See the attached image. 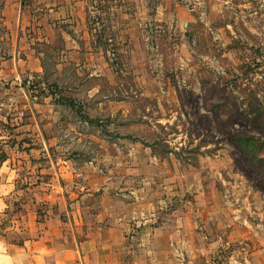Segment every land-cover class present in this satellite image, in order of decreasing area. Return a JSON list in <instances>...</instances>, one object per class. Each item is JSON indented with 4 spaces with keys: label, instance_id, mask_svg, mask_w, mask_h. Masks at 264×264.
<instances>
[{
    "label": "rangeland",
    "instance_id": "1",
    "mask_svg": "<svg viewBox=\"0 0 264 264\" xmlns=\"http://www.w3.org/2000/svg\"><path fill=\"white\" fill-rule=\"evenodd\" d=\"M92 3L96 44L24 43L42 58L29 72L0 0V149L17 182L0 234L36 235L34 216L119 176L156 215L187 214L203 260L264 264V0ZM145 162L153 181L127 173Z\"/></svg>",
    "mask_w": 264,
    "mask_h": 264
},
{
    "label": "crops",
    "instance_id": "2",
    "mask_svg": "<svg viewBox=\"0 0 264 264\" xmlns=\"http://www.w3.org/2000/svg\"><path fill=\"white\" fill-rule=\"evenodd\" d=\"M3 1V20L16 45L14 60L18 57L29 72L42 58L28 47L23 51L24 43H63L71 53H78L80 45H94L101 35L104 19L93 0ZM96 12L98 19L94 18ZM8 162L7 155L0 166V172L7 168L6 174L0 173V216L8 211L17 186ZM146 162L128 168L127 173L133 172L144 182L153 181L160 168ZM115 171H125L121 161H115ZM127 184L119 176L95 185L88 182L77 195L71 192L70 197H61L59 212L46 218L44 224L36 222L34 216L29 229L36 235L22 233L19 241L12 242L8 234H0V264H216L203 260L201 252L209 247L198 243L194 234L193 241L184 223L187 214L156 215L157 198L148 192L125 194ZM115 187L119 190L114 191ZM212 247H218L214 240Z\"/></svg>",
    "mask_w": 264,
    "mask_h": 264
},
{
    "label": "trees",
    "instance_id": "3",
    "mask_svg": "<svg viewBox=\"0 0 264 264\" xmlns=\"http://www.w3.org/2000/svg\"><path fill=\"white\" fill-rule=\"evenodd\" d=\"M6 159H7V153L3 149H0V166ZM7 212L5 213V215L7 214Z\"/></svg>",
    "mask_w": 264,
    "mask_h": 264
}]
</instances>
